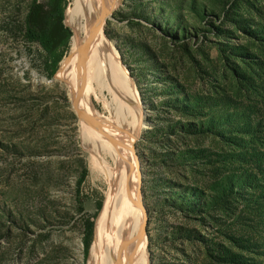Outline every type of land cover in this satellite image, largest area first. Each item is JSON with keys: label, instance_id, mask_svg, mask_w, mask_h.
<instances>
[{"label": "rangeland", "instance_id": "rangeland-1", "mask_svg": "<svg viewBox=\"0 0 264 264\" xmlns=\"http://www.w3.org/2000/svg\"><path fill=\"white\" fill-rule=\"evenodd\" d=\"M33 1L0 0V264H96L103 168H117L119 149L85 132L66 83L27 40ZM64 25L57 72L74 38L87 40ZM104 35L101 58L116 50L126 78L106 61L109 77L87 72L82 96L135 135L143 263L264 264V0H119Z\"/></svg>", "mask_w": 264, "mask_h": 264}, {"label": "bare ground", "instance_id": "bare-ground-1", "mask_svg": "<svg viewBox=\"0 0 264 264\" xmlns=\"http://www.w3.org/2000/svg\"><path fill=\"white\" fill-rule=\"evenodd\" d=\"M118 7L119 0H72V3L65 12L68 24L78 32L86 29L87 39H93L94 32L99 27L102 30L100 34L84 48L82 59H80L78 51L83 44L76 46L77 39L74 38V41H72V53L63 62L61 69L56 74V78L59 74L60 82L66 83V87L71 93L73 100H78V107L81 111L100 121L98 127L96 123H92L88 119L82 117L90 123L86 127L85 132L89 135V133L92 134L90 131L93 130L94 132L95 129L97 133L99 131L101 135L106 138L100 136L99 141L102 143L105 142V140L106 143L109 141L112 143V147L108 146L110 149H113L115 146L119 149V157L117 156V158L114 159L116 160L114 163L118 164L117 168L109 169L108 167H102L105 177L109 181V190L107 192V206L103 209L99 219L98 232L100 246L96 254V264H144V247L142 244L145 236L143 232L145 214L140 207V199L138 197L139 188L136 186L137 182L139 184L138 175L141 169L138 164L139 161L133 158L131 152V142L134 140L135 135L132 134V137L129 138L127 134L123 136V132V135L118 134L119 132H114L112 127L96 116V112L90 108L89 104L86 103V100H84L82 96L84 75L87 72H99V74L103 72L105 74L108 68H105L103 64L106 61L117 67L119 73L117 72L116 76L118 78H126L125 72L122 68L119 69L118 67L120 58L116 50L112 49L111 55H109L108 58H101V53L107 49L104 25L110 14ZM82 21H84V23H82ZM88 25L90 26L89 28ZM84 40H86V38H84ZM102 68L104 70L99 71ZM106 76L109 77V74ZM128 84L129 90L134 95L135 104L140 107L143 101L139 95V91L134 85L131 86L130 81ZM142 120V115H139L138 121L141 127L142 123L140 122ZM141 127H139V129ZM87 137L85 136L86 139ZM101 138L105 140L103 141ZM106 143L105 146L107 147ZM105 146L103 147L105 148ZM95 162L96 161H94V164ZM120 163L122 167H120ZM124 166L127 168L125 169ZM96 167H98V165H96Z\"/></svg>", "mask_w": 264, "mask_h": 264}, {"label": "trees", "instance_id": "trees-1", "mask_svg": "<svg viewBox=\"0 0 264 264\" xmlns=\"http://www.w3.org/2000/svg\"><path fill=\"white\" fill-rule=\"evenodd\" d=\"M67 6L68 0H34L26 18V38L42 48L46 67L51 76L57 73L58 65L64 57V52H60V48L66 49L72 36L64 25ZM85 175L86 173L80 179V185ZM93 232L94 222L87 221L84 236L86 256L92 244Z\"/></svg>", "mask_w": 264, "mask_h": 264}, {"label": "water", "instance_id": "water-1", "mask_svg": "<svg viewBox=\"0 0 264 264\" xmlns=\"http://www.w3.org/2000/svg\"><path fill=\"white\" fill-rule=\"evenodd\" d=\"M101 30H102V29H100V27H99L98 29H96V31L94 32V37H93V39H92V38H91V39H87V40L85 41V43L79 48L78 54L80 55V59H82V53H83L84 48L90 43V41L92 42V41L94 40V38L100 34ZM84 81H85V78H83V82H84ZM73 108H74V110H75V111H76L81 117L88 119V120L91 121L92 123H96V124L98 125V127H99V125H100V121H99L98 119H96V118L90 116L89 114H87V113H85V112H83V111H81V110L79 109V107H78V100H75V101H74V103H73ZM141 196H142V195H141V193H140V186H139V194H138V197L140 198V206L142 207L143 204H142V202H141ZM143 232L145 233V229H144V228H143Z\"/></svg>", "mask_w": 264, "mask_h": 264}]
</instances>
